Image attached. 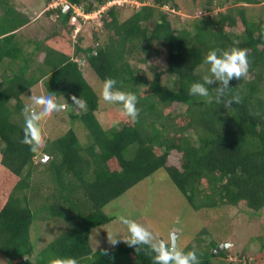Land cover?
Here are the masks:
<instances>
[{
  "label": "trees",
  "instance_id": "16d2710c",
  "mask_svg": "<svg viewBox=\"0 0 264 264\" xmlns=\"http://www.w3.org/2000/svg\"><path fill=\"white\" fill-rule=\"evenodd\" d=\"M108 1L69 0L87 12ZM133 1L101 13L87 45L82 31L77 39L72 36L73 11L49 7L42 15L46 11L52 20V33L33 41L31 50L18 40V30L30 23L29 14L20 11L22 2L0 0V254L7 264L68 258L78 264H160L153 259L152 241L135 246L125 239L99 249L91 241L94 229L116 219L107 206L158 171L192 208H206L213 222L239 205L264 208V17L250 18L245 5L264 0H194L203 12L190 27L174 26L175 0ZM126 5L135 9L122 19L120 8ZM228 47L247 49L248 73L233 78L227 93L239 99L229 105L223 98L208 103L189 95L190 84L210 74L207 52L217 48L220 55ZM164 53L163 67L149 64ZM82 57L103 83L114 77L117 87L137 94V120L115 102L118 114L110 115L117 120L102 125V96L84 75ZM136 63L149 65L151 73ZM39 85L41 93L68 104L62 110L77 127L55 137L40 130L46 146L30 151L20 139L21 105L24 94ZM73 96L83 99L84 107L74 104ZM36 122L40 129L42 122ZM208 231L203 229L195 246L180 250L178 244L177 250H195L200 264L225 256L227 245L219 247L212 231L207 240ZM255 260L264 264V240Z\"/></svg>",
  "mask_w": 264,
  "mask_h": 264
},
{
  "label": "rangeland",
  "instance_id": "374dc122",
  "mask_svg": "<svg viewBox=\"0 0 264 264\" xmlns=\"http://www.w3.org/2000/svg\"><path fill=\"white\" fill-rule=\"evenodd\" d=\"M17 1L19 4L22 2L20 7L29 14V24L34 25L33 27L37 29L36 37L39 40H44L49 33H52L49 31L52 20L48 17L46 11L44 12L45 14L39 15V13H43L42 4L45 0ZM175 1L179 5V10L172 9L171 19L176 27H190L195 15H201V12H203L199 10L201 6L196 4L194 0ZM149 2L152 3L153 0ZM245 5L247 6V13L250 18H258L260 15L264 17V13L261 11V7L264 5L263 3H246ZM166 8L169 9V6H166ZM48 9L49 4L45 10ZM134 9L135 7L133 5L121 7L122 19L129 17ZM218 10H215V12ZM52 17L55 19L54 16ZM93 21L94 19L91 20V23L86 22L83 24L82 34L85 45L92 42V26L98 22L97 19H95L97 22ZM38 22L40 25H38ZM165 57L166 54L164 53L158 61L151 60L149 64L157 63L160 67H163ZM134 62H137V60ZM136 65L141 70L143 69L146 74L149 75L151 73L149 65L143 63H136ZM206 68V66H201V71H205ZM83 71L96 93L102 96L98 117L103 126H110L113 123V119L114 122L117 120L110 115V113L116 112L117 103L104 100L102 95L103 82L88 63L83 66ZM165 79L170 80L167 76ZM42 90V87L39 85V87H34L25 93L24 99L26 103L34 109L39 108L40 104L33 100L32 97L37 94L46 95L43 92L41 93ZM61 103L66 102L62 101ZM64 109H68V106ZM37 119L42 122L40 130L49 137H55L70 127H74L75 129L77 127L76 124L70 122L71 119L68 113L63 112V110L59 111L58 116L53 111L50 114H41ZM79 133L81 137H84L85 132L83 130H80ZM42 154L47 155V153ZM45 156L43 155V158ZM47 157V161L51 159V156ZM152 178L144 179L107 206V210L109 211L110 209L116 219L110 226L107 225L92 231L91 241L94 249L106 246L113 247L120 241L129 238V227L120 219L121 216H124L148 228L152 232L150 241L156 245L161 240L169 242L170 237L172 238L171 232L176 230L175 232L179 233L177 245L179 244L178 248L180 250L190 245L195 246L198 243V238L203 232V229L207 228L209 230L206 237L207 240H211L208 236H211L212 231L214 235L211 238L221 243L227 242L225 256H219L218 258L217 256H212L210 264H259L255 260V255L259 252L261 242L264 240V208L260 211H254L246 206L239 205L230 209L227 215L221 213L216 216L213 222L208 216L209 214L206 212V208H200L199 210L201 211H196L191 207L186 198L177 190L163 171H158ZM41 227L44 229V226ZM114 234L120 238L116 244L110 242ZM203 236L205 235L203 234ZM7 263L8 259L0 254V264Z\"/></svg>",
  "mask_w": 264,
  "mask_h": 264
},
{
  "label": "clouds",
  "instance_id": "9594fccd",
  "mask_svg": "<svg viewBox=\"0 0 264 264\" xmlns=\"http://www.w3.org/2000/svg\"><path fill=\"white\" fill-rule=\"evenodd\" d=\"M60 1L61 0H51L49 7L62 5L65 12L69 10L73 11L70 24L75 25L72 32L74 39L79 36L84 23H91L92 19H94L93 22H97L100 20L101 13L110 6L113 4H122L118 2V0H111L102 4L99 8L87 12L80 4H72L69 0H63L61 3ZM136 1L141 4L139 0ZM46 7H48V1L45 0L42 4V11H44ZM52 16L56 18V15L53 14ZM80 17L86 22H82ZM95 19H97V21H95ZM84 62L85 58L82 57L80 63L83 65ZM204 63L209 66L208 69L210 74L204 75L201 80L192 82L188 88L189 95L205 98L208 103L214 100L219 103L223 98L224 103L230 105L233 100H238V96L227 98V93L231 88L230 81L233 78L239 79L248 73L249 63L247 59V49L228 47L223 50L222 54L218 55V49L212 48L207 52ZM214 84L216 86L212 87ZM117 85L118 81L114 77H107L104 80L102 90L104 100L119 103L127 116L133 121L137 120L140 111L137 107V94L133 91L122 90L117 87ZM32 99L38 102L40 107L34 109L28 103L21 105L25 127L22 129L20 139L27 144L30 151H41L46 146L47 141L40 132L38 123L36 122L37 118L41 114H50L53 111L62 110L66 108L68 104L58 103L51 94L36 95L32 97ZM72 100L74 104L80 107H84L85 105V101L79 97L73 96ZM44 158L45 160L48 159L47 156ZM120 219L129 227L130 236L127 241L129 245L139 246L150 242L152 232L148 228L124 216H121ZM119 239L120 238L114 234L110 242L116 244ZM222 243L224 244L223 247L227 245V242ZM221 244L219 247H221ZM218 248L216 250L219 251ZM153 249L155 252L153 259L159 261L160 264H200L199 257L195 250H188L186 252L177 250V244L171 237L169 242L161 240L159 244L153 245ZM53 264H78V261L75 258L56 259Z\"/></svg>",
  "mask_w": 264,
  "mask_h": 264
},
{
  "label": "crops",
  "instance_id": "0c3cea01",
  "mask_svg": "<svg viewBox=\"0 0 264 264\" xmlns=\"http://www.w3.org/2000/svg\"><path fill=\"white\" fill-rule=\"evenodd\" d=\"M20 11L24 12L23 14H25L26 12L24 11V9H20ZM39 15H42V13H39ZM38 25H40V23L38 22ZM37 25V28H38ZM34 25L31 24H26L25 26L21 27L18 30V40L20 45L23 46V44L25 43V46H30L31 50H34V43L33 41H36L38 38L36 37V28L33 27Z\"/></svg>",
  "mask_w": 264,
  "mask_h": 264
},
{
  "label": "water",
  "instance_id": "95a60500",
  "mask_svg": "<svg viewBox=\"0 0 264 264\" xmlns=\"http://www.w3.org/2000/svg\"><path fill=\"white\" fill-rule=\"evenodd\" d=\"M68 8V7H67ZM65 10H67V9H65ZM82 60H84V59H82ZM47 156V155H46ZM176 230H173L172 232H171V235H172V239H174L175 240V242H176V244H177V242H178V236H179V233L178 232H175ZM224 246V244L222 243L221 244V247H223ZM218 250H216V252H217Z\"/></svg>",
  "mask_w": 264,
  "mask_h": 264
},
{
  "label": "built area",
  "instance_id": "2783aa9c",
  "mask_svg": "<svg viewBox=\"0 0 264 264\" xmlns=\"http://www.w3.org/2000/svg\"><path fill=\"white\" fill-rule=\"evenodd\" d=\"M119 1L121 2V0H118V2H119ZM126 1H127V2H129V1H131V0H124V1L122 0V2H121V3H123V2H126ZM133 2H134V3H136L137 5H139V4H140V3H139L138 1H136V0H135V1H133Z\"/></svg>",
  "mask_w": 264,
  "mask_h": 264
}]
</instances>
